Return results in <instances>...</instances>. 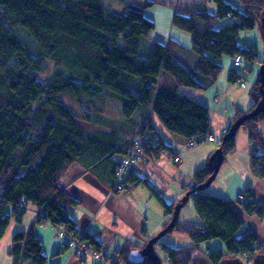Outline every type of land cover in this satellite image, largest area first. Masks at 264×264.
<instances>
[{
	"label": "trees",
	"instance_id": "obj_1",
	"mask_svg": "<svg viewBox=\"0 0 264 264\" xmlns=\"http://www.w3.org/2000/svg\"><path fill=\"white\" fill-rule=\"evenodd\" d=\"M142 1L141 5L128 1L124 11L118 13L107 5V0H0V239L12 221L20 223L31 209L35 216V210H42L29 232L14 234L9 251L14 264H21V259L27 258L32 264L47 263L44 245L33 232L37 224L46 221L52 227L70 225L76 229L70 209L79 207L81 202L63 190L60 183L73 164L87 158L101 160L109 155L108 161H112L115 150L123 156L121 146L140 124L145 122L144 132L157 133L153 118L183 138L187 145L192 141L201 144V138L212 135L210 108L190 92L215 87L224 69L222 58L233 59L239 54L240 34L256 29L264 15V0H237L236 6L228 0L180 2L172 25L190 34V47L170 38L167 43L153 42L149 54L144 56L142 43L156 24L144 16V10L155 2ZM208 3L215 4V13L209 11ZM225 19H231L232 23L217 27ZM184 50L197 55L195 67L189 68L181 62L179 53ZM255 52L258 63L262 64L258 50ZM50 64L54 66L52 76L41 79L40 75ZM237 74L236 68L231 69L229 81L242 78ZM250 97L253 106L247 111L237 106L226 134L240 117L253 112L260 103L259 77ZM108 101H115L121 107L120 129L133 124L136 113L144 112L143 122L133 124L131 134L118 149L115 143L95 137L89 131L92 127L107 128L111 122L106 116ZM262 127L264 113L247 120L236 137L224 143L221 139L218 144H223V165L236 152L241 130L252 143L264 144ZM160 139V148L154 151L156 159L162 150L178 154L161 136ZM251 158L255 176L264 179V154L255 150ZM119 164L120 160L115 163L109 191ZM133 169L123 192L146 185L144 179L133 177ZM212 173L207 163L194 172L189 183L199 187ZM22 200L27 207L19 213ZM189 201H193L202 223L179 220L172 231L186 234L193 245L177 248L161 241L157 243L155 248L162 252L164 264H193L198 254L207 264L264 255V244L254 233L242 232L244 221L228 200L208 195L205 190L199 195L192 193ZM179 202L169 204L161 200L166 217L172 218ZM243 209L249 215L264 217V203L251 200L243 204ZM84 234V240L102 254V242ZM213 239L224 243L225 252L200 249L199 243ZM145 246L127 240L112 256L105 254L103 258L111 264H148L145 259L140 262L130 259L132 252Z\"/></svg>",
	"mask_w": 264,
	"mask_h": 264
},
{
	"label": "crops",
	"instance_id": "obj_2",
	"mask_svg": "<svg viewBox=\"0 0 264 264\" xmlns=\"http://www.w3.org/2000/svg\"><path fill=\"white\" fill-rule=\"evenodd\" d=\"M183 40L185 39L180 37L178 42L183 44ZM239 41L240 46L244 43H250L258 50L256 44L247 34H242ZM157 42L165 43V41ZM233 65L230 67L231 69L234 68ZM234 82H230V84H235L236 82ZM231 89L233 87L229 86L226 91H223L218 80L215 87L193 94L195 99L210 108L211 134L214 136L216 144L218 140L223 139L224 132L236 115L237 106L245 111L253 106L252 99V101H246L245 105H242L240 100L234 99V101L229 102V108L224 110L222 108L224 102L222 93H224L226 98ZM111 104L120 109V106L115 101H108L106 108H110ZM231 106L234 112L229 110ZM220 110H222V114ZM212 112L213 116L211 117ZM107 116L109 121H111L107 128L92 127L89 128V131L95 137L115 143L117 149L131 134L133 126H135L133 124H140L145 119L144 112H138L133 116V124L120 129L118 126L123 121L122 114L113 115L109 112ZM153 121L155 130L165 144L173 147L175 152L181 155L182 161L179 165L170 164L165 159L160 160L159 167L149 162H140L134 166L131 174L134 175V178L144 179L146 185H142L137 189L128 187L129 189L126 191L114 194L108 190L109 184L112 180L115 163H118L122 156V153H118L115 150L112 153V161H108L111 155L101 160L87 158L84 161L73 164L61 179L60 183L63 190L81 202L79 207L70 209V215L74 220L75 228L97 237L102 242V255H100L99 259L95 260L96 263L94 264H109L104 260L103 256L105 254L112 256L113 251L109 249L110 244L115 249H118L127 240H132L143 246L148 243V240L162 231L165 223L171 219L170 217H166L163 208L158 206H162L161 200L169 204L181 200L185 196V187H189L190 178L194 172L204 167L212 154L217 150L216 144L214 145L209 142L198 144L190 149L183 138H177L179 136L174 134L176 137L173 136L171 138L162 133L160 131L162 125L157 118H153ZM255 150H260L258 143H252L247 133L239 132L236 140V152L228 156L226 163L219 172L221 177H225L226 183H224V187L220 184L217 189L219 193L215 194L228 200L234 211L242 218L244 221L242 232L254 233L257 235L259 241L264 244V217L260 218L256 215L247 214L243 209V205L235 201L238 195L248 193L255 203H264V179L257 178L251 166V153ZM184 178L187 179L186 183L182 181ZM171 180H179L183 187L178 188L177 185L174 186L171 184ZM206 193L209 194L208 192ZM121 194L126 195L124 197L118 196ZM112 195L116 196L112 197ZM96 198H99V201L95 200ZM104 198L108 199L107 203H103ZM112 203L121 206V209L119 211L117 209L116 211V206L113 208L111 206ZM145 204H148V206ZM153 204L159 207L158 209L160 210L154 208L153 210L151 208ZM108 205L111 211L108 213L111 217H116L115 219L119 217L117 219L118 222H114L116 233L115 231L113 233L112 229L108 226V221L111 222L112 220L105 216ZM34 220V210H29L20 223L11 222L5 235L0 239V264H14V258L9 253L13 236L17 232H29L35 222ZM33 232L35 237L39 238L44 245V254L47 257L46 264H81L67 245L57 239L56 235L53 237H43L38 234L36 228H34ZM117 236L118 245L116 246ZM191 244L189 242L186 246H190ZM50 252L52 254L51 258L48 255ZM56 252H59V254L56 255ZM30 264H32L31 260Z\"/></svg>",
	"mask_w": 264,
	"mask_h": 264
},
{
	"label": "rangeland",
	"instance_id": "obj_3",
	"mask_svg": "<svg viewBox=\"0 0 264 264\" xmlns=\"http://www.w3.org/2000/svg\"><path fill=\"white\" fill-rule=\"evenodd\" d=\"M128 1L130 3L137 4V5H141L143 3L142 0H107V5L110 8H112L115 12L121 13V12L124 11V7H125L124 5ZM151 1L155 2V5L153 7L146 8L144 10V16L146 18L154 21L155 24H156V28L150 34V37L143 41L142 44H143L144 48L141 51V53L144 56L145 55L147 56L149 54L150 50H151L153 42L165 41V43H167L168 38H173L174 40L179 41L180 37H182V38L185 39V40H183L184 41L183 44L185 46H187V47L188 46L190 47V45H191V42H190L191 36H190V34H188L185 31H182V30H180L178 28L173 27V25H172L173 16H174V13L176 12V7H177V5L180 2H181V4H184V3H202L205 0H151ZM228 1H230L234 6H236V3H235L236 0H228ZM207 7H208L210 12H212V13L216 12L215 4L208 3ZM230 23H232L231 19H227V20L225 19V20L219 21L217 27H222V26L230 24ZM242 34H247L248 37L256 44V46L258 48V60L261 61L263 59V57H264V39H263L261 30H260V27L258 26L256 29L249 30V31H243L240 34L239 40H240ZM239 43H240V41H239ZM179 58H180L181 62L185 66H187L189 68H193L196 65L197 61H198L197 55H195V54H193V53H191L189 51H185V50L181 51V53H179ZM232 60H233V62H232ZM221 63L223 65L224 69H223V71H222V73H221V75H220V77L218 79L219 82H220V85L222 86L223 91H226L229 86L233 87V89H231L230 93L227 95L226 98L224 96V93H222V95H223L222 99L224 100V102L222 104V108L224 110L228 109L229 106H230L229 102L230 101H234V99L240 100V103L242 105H245L246 101L248 102V100L249 101L251 100L250 91L253 88L254 83L256 82V80L259 77L261 64L258 63V61H257V65L254 68H252V70H247V69L245 70V69H242L240 67L236 68L235 65H233V67L236 68V70L238 72L237 76L241 75V77H242V79L240 81H243L246 84V87H241L238 77L235 78V80H236L235 81L236 83L234 82L235 84H230V81H229V76H230V73H231V68L230 67L232 66V64H234V59L229 58V57H223L222 60H221ZM53 72H54V66L50 64L49 69L45 73L41 74L40 78L43 79V80H48L52 76ZM196 92H198V91H192V92H190V95H193ZM65 102L71 108H73L76 112H78V113L80 112V109L74 103H72L70 100L65 99ZM111 105L112 106L110 108H106L107 109V113L109 114V112H111L113 115H119L121 113V110L118 109V107L114 106L113 104H111ZM229 110L231 112H234L232 106L230 107ZM220 113L222 114V110H220ZM212 116H213V112L211 113V117ZM80 123L83 125V127H86V125H87L82 120H80ZM261 130L263 131V134H264V127H262ZM160 131L162 133H165L166 136H170L171 138H173V136H174L171 132H169L163 126H161ZM240 132H245V131L241 130ZM174 137H176V136H174ZM177 138H180V137H177ZM219 141L220 140L217 141V144L216 143H211V144H214V145L216 144L215 146L218 149L220 147V145L218 144ZM258 148L260 149L259 150L260 153L264 152V144L258 143ZM181 161H182V159H181V155H180V162L178 164H180ZM168 162H170V164L173 163L174 165H177L171 159H169ZM182 181L184 183H186L187 179L184 178V179H182ZM177 182H179L181 184V182L179 180H175V181L171 180V184H173L174 186H176ZM224 183H226L225 177H223V176L221 177V175L218 174L217 178L212 183V185L206 190V192H208L210 195L212 194L211 196L215 195V197H220V196H217V194H215V193H219V192H217L218 186H220V184H221L222 187H224ZM185 188H186V190L187 189L189 190V187H185ZM244 194L248 195V193H244ZM125 195L126 194H121V195H118V196L124 197ZM241 195L242 194L238 195L237 198L235 199V201L238 202L240 205H243L241 202L242 201H246V197L243 196V199H240L239 196H241ZM115 196L116 195H112V197H115ZM98 199L99 198H96L95 200H98ZM239 199L242 200V201H240ZM107 200L108 199L104 198L103 203H107ZM253 201H254V199H253ZM145 205L148 206V204H145ZM111 206L113 208H114V206H116L115 207L116 211H117V209H118V211L121 209V206L115 205L113 203H112ZM158 206L160 208H162L161 205H158ZM159 207H157L155 204H153L151 208L160 210V209H158ZM38 211H40V210H35V214ZM7 212L10 214L11 210L8 209ZM108 212H111L109 205L107 207L105 216H106V218L109 217L112 220L111 222L108 221V226H109V228L112 229V232L114 233L115 228H116V225L114 224V222H118L117 219H119V217L117 219H115L116 217H111V215ZM41 213H42V211H41ZM35 218H36V216H35ZM180 221L181 222H187V223H194V224L202 223L201 219L198 217V215L196 213L193 201H189L183 207V209L181 211V214H180ZM13 222H15V221H13ZM35 228H36L38 234L43 236V237H48V236L53 237L55 235L57 236V230L55 228H53L51 226V224L46 222V221L44 223H42V224H37L35 226ZM115 233H116V231H115ZM57 239H59V238H57ZM59 241L62 242V240H59ZM161 242L164 243V244H167V245H169L171 247H177V248L186 247V245H188L189 242H191L192 243L191 245H193V242L190 240V238L186 234H184L182 232H178V231H174V232H171V233L165 235L161 239ZM117 245H118V236L116 237V246ZM199 246H200V249L202 251H206L208 248H210L211 251L222 249L225 252L224 243L221 240H219V239H213V240L208 241V242L199 243ZM109 249L114 251L113 249H115V248L112 247V244H110ZM157 249H158L159 255L163 258L164 256H163L162 252L160 251L159 247ZM48 255L51 258V255H52L51 252L48 253ZM99 255H102V254L99 253ZM196 257L198 259H200L202 257V255L198 254ZM22 261L23 260H21V264H22ZM23 264H30V260L28 258L25 259L23 261ZM109 264H111V263H109Z\"/></svg>",
	"mask_w": 264,
	"mask_h": 264
},
{
	"label": "built area",
	"instance_id": "obj_4",
	"mask_svg": "<svg viewBox=\"0 0 264 264\" xmlns=\"http://www.w3.org/2000/svg\"><path fill=\"white\" fill-rule=\"evenodd\" d=\"M256 47L250 43H244L239 47V54H237L234 59L235 67H240L242 69H252L257 65L256 55ZM245 54H248L249 57H245ZM240 86L246 87L245 82L240 81ZM144 124H140V126L134 131L131 137L121 146L124 154L120 159V164L117 167L115 173V180L113 182V191L110 192H122L125 188V183L128 179L129 172L137 163L140 162H149L154 165H159L161 159H171L175 164L180 162L179 154H171L169 151L162 150L159 159H156L154 156V151L160 148V136L154 131H146L144 132ZM227 131L224 132L226 134ZM215 143V138L213 135H209L206 138H201L200 143ZM197 144L192 141L188 146L189 148L195 147ZM177 187L182 188L179 182H177ZM201 191L195 190L194 194L199 195ZM243 196L246 197V201H242ZM239 200L242 201V204H245L249 201H253L252 197L246 194H242L239 196ZM27 207V204L24 200H22L18 212L21 213L23 209ZM42 210L36 213V218L42 215ZM53 227L57 230V238L65 242V244L69 247L72 253L79 259L81 264H94L95 260L100 258L99 253L95 250V248L87 241L84 240V232L79 231L77 229H73L70 225H53ZM22 260V259H21ZM246 264H251L253 262V258L248 257L244 260Z\"/></svg>",
	"mask_w": 264,
	"mask_h": 264
},
{
	"label": "water",
	"instance_id": "obj_5",
	"mask_svg": "<svg viewBox=\"0 0 264 264\" xmlns=\"http://www.w3.org/2000/svg\"><path fill=\"white\" fill-rule=\"evenodd\" d=\"M260 30L264 39V15L260 19ZM259 79H260V91L262 93V99L256 109L248 113L242 117H240L230 128V131L228 134H226L223 137V143L236 137L238 131L240 128L245 124V122L251 118H256L260 114L264 113V58L263 62L260 67V74H259ZM223 145V144H222ZM222 145L212 154L210 159L208 160V166L209 169L213 172L210 178L207 180V182L199 187H195L194 185L189 186V191L185 194V196L180 200V202L176 205L173 216L166 228H164L162 231H160L156 236L152 237L146 246L143 249L134 251L130 255V259L134 262H140L143 261L144 259L148 262V264H164L162 262V259L157 252L155 246L157 243L161 241V239L169 234L170 232L173 231L175 228L176 224L180 220V214L183 209V207L189 202L190 197L192 193H194L195 190L198 191H205L207 190L212 183L215 181L217 178L222 166H223V160H224V154L222 150ZM205 259L201 257L198 259L195 257V260L193 264H207L205 263ZM209 264V263H208ZM220 264H246L243 260L239 258L235 259H227L222 261ZM251 264H264V255L259 254L253 259V262Z\"/></svg>",
	"mask_w": 264,
	"mask_h": 264
},
{
	"label": "bare ground",
	"instance_id": "obj_6",
	"mask_svg": "<svg viewBox=\"0 0 264 264\" xmlns=\"http://www.w3.org/2000/svg\"><path fill=\"white\" fill-rule=\"evenodd\" d=\"M121 149V148H120ZM112 191H113V189H112ZM111 193V192H110Z\"/></svg>",
	"mask_w": 264,
	"mask_h": 264
}]
</instances>
